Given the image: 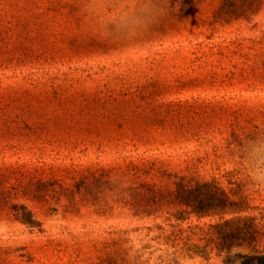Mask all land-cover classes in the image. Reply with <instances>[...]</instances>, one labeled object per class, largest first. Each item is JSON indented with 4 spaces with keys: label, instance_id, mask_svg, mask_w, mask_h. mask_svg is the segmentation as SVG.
Instances as JSON below:
<instances>
[{
    "label": "rangeland",
    "instance_id": "obj_1",
    "mask_svg": "<svg viewBox=\"0 0 264 264\" xmlns=\"http://www.w3.org/2000/svg\"><path fill=\"white\" fill-rule=\"evenodd\" d=\"M241 2L0 0V264H223L166 240L217 219H177L180 179L264 221L241 154L264 135V0Z\"/></svg>",
    "mask_w": 264,
    "mask_h": 264
},
{
    "label": "trees",
    "instance_id": "obj_2",
    "mask_svg": "<svg viewBox=\"0 0 264 264\" xmlns=\"http://www.w3.org/2000/svg\"><path fill=\"white\" fill-rule=\"evenodd\" d=\"M237 0H232L235 3ZM243 9L251 8L256 0H240ZM218 11L221 15L225 11ZM171 201L184 206L179 210L177 219H183V214H194L197 218L203 216L216 217L214 222L203 225H192L186 228L178 224H169L171 229L165 235L166 240L175 244L182 243V247L194 254L206 255L207 247L215 249L221 256L223 264H264V221L252 215H242L248 208L243 199H236L227 193L214 181H201L194 184L186 183L182 179L176 183L171 192ZM135 212V215H139ZM29 211H23L18 219L27 226H35L34 220L29 218ZM145 215H149L146 212ZM158 228H162L158 225ZM196 239V240H194ZM234 249L248 251L246 255H232Z\"/></svg>",
    "mask_w": 264,
    "mask_h": 264
},
{
    "label": "clouds",
    "instance_id": "obj_3",
    "mask_svg": "<svg viewBox=\"0 0 264 264\" xmlns=\"http://www.w3.org/2000/svg\"><path fill=\"white\" fill-rule=\"evenodd\" d=\"M150 11V6H145L141 14L146 16ZM108 24L113 29H126L130 27V22L125 15H116L108 20ZM242 160L246 166L245 179L252 187H264V135L256 137L243 143L241 146Z\"/></svg>",
    "mask_w": 264,
    "mask_h": 264
}]
</instances>
